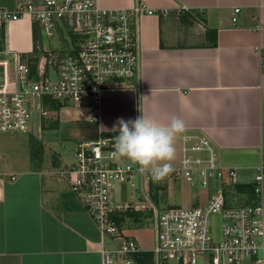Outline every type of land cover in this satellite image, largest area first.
Wrapping results in <instances>:
<instances>
[{
    "label": "crops",
    "instance_id": "crops-1",
    "mask_svg": "<svg viewBox=\"0 0 264 264\" xmlns=\"http://www.w3.org/2000/svg\"><path fill=\"white\" fill-rule=\"evenodd\" d=\"M16 1L0 0V8L11 10ZM137 1L159 14L139 19L136 83L105 90L96 122L87 121L81 109H54L45 99L36 130L29 126L25 134L1 136V156L22 149L16 153L24 157L0 167V264H101V252L111 244L67 181L54 174L71 162L77 143L108 134L132 138L136 153L123 147L126 160L148 171L174 170L187 140L205 137L218 164L235 169L239 187L250 186L264 164V0H97L109 10L130 9ZM233 8H240L234 23ZM0 30V52L19 54L36 70L47 50L39 26L25 17ZM60 36L49 49H59ZM55 132L65 134L64 142L75 139L70 151H61ZM17 135L29 138L20 142ZM163 184L148 186L157 209L168 208L159 201ZM239 193V200L250 203ZM200 197L190 207L204 205L207 191ZM129 213L122 215L124 222ZM132 214L148 224L149 216Z\"/></svg>",
    "mask_w": 264,
    "mask_h": 264
},
{
    "label": "built area",
    "instance_id": "built-area-1",
    "mask_svg": "<svg viewBox=\"0 0 264 264\" xmlns=\"http://www.w3.org/2000/svg\"><path fill=\"white\" fill-rule=\"evenodd\" d=\"M239 12L233 8L232 23ZM157 14L140 1L117 10L101 8L97 0H17L11 10L0 8V29L28 17L49 42L58 40L60 32L70 37L65 49L48 48L33 72L19 54L0 52L6 57L0 61V135L27 133L34 111L44 115L45 99L81 109L87 121L96 122L102 93L139 79L138 22ZM133 141L108 134L77 143L71 162L54 173L67 181L100 236L111 244L102 250L101 264H138L140 249L116 222L126 212L149 216L152 264H264L262 162L250 184L253 203L240 205L236 171L218 164L207 138L187 140L179 168L150 171L125 159L123 147L136 153ZM181 177L207 191L205 204L157 209L145 185L148 189ZM122 188H128V199L119 201L114 195Z\"/></svg>",
    "mask_w": 264,
    "mask_h": 264
},
{
    "label": "rangeland",
    "instance_id": "rangeland-1",
    "mask_svg": "<svg viewBox=\"0 0 264 264\" xmlns=\"http://www.w3.org/2000/svg\"><path fill=\"white\" fill-rule=\"evenodd\" d=\"M40 32V38L42 40L43 46H45L48 49V46H50L51 48H56L58 46L57 39H53L51 40V42H49V39L45 37V35ZM61 36L59 38V49H65L67 47V45L69 44V40L70 37H67L66 34H64V32H60ZM66 37V38H65ZM1 39V38H0ZM23 61V59H21ZM30 66V65H28ZM124 85H127L128 82H123ZM40 122V116L38 117V114H36V110L34 111V115L33 118L30 122V130H32V132L34 130H36L37 125H39ZM82 124V123H80ZM63 132L67 135L71 134L70 130H64ZM65 134H60L58 132H55L53 135V140L60 142L62 145L60 147L61 151L63 150H67L70 151L72 149V147L74 146V142L75 139L71 140V141H63L62 140V135ZM16 135V134H15ZM1 136L4 135H0V148L3 145V140L1 139ZM20 136L21 141L23 140L25 142H27V138H29V135H17ZM36 136V135H35ZM22 137H25L26 139L22 140ZM66 137V136H65ZM10 140H14L15 137L12 135H10V137H8ZM65 139H69L68 137H66ZM24 142V143H25ZM63 142V143H62ZM40 145V142H38ZM4 146V145H3ZM22 147V146H20ZM19 150L22 149H18V150H14V152L12 153V155H7V154H2L3 156L0 155V167L1 168H5V166H7V164H10L11 159L14 160V165L18 164V159H22L24 156L20 155L16 152H21ZM32 153H34L32 151ZM165 184L167 185V192L164 193V186ZM163 187L160 188V190H162L161 192V196H159V201L162 205H165L166 208H189L190 204L193 203L195 200L193 197L198 196V199L201 200L202 198L201 196L204 197V195L206 194V191L204 189H202L198 183L196 182H188L186 180V178L181 177V178H177L175 180H172L170 182H164V184L162 185ZM145 190L150 193V190L147 189V185H145ZM126 190L128 191V188H126ZM126 190H120L117 191L116 193V198L117 200L119 199V201L121 200H125L126 198ZM136 190L137 192H140V188H139V181L136 182ZM158 189H155V191ZM150 201L153 202L152 197L150 198ZM236 203L240 204V205H248L242 202V198L239 200L238 198L236 199ZM128 217H126L125 222L123 223V227L125 230L124 234L126 237L133 239L135 241V243L137 244V246L139 247L140 250L142 251H151V249L153 248L154 245V230L150 227V225H148L146 223V221L143 220V218H141V216L135 217V216H131L132 214L129 213ZM149 224H151V221H149ZM213 227L215 229V235L218 233V228L219 225L217 222H215L213 224ZM129 228V229H127Z\"/></svg>",
    "mask_w": 264,
    "mask_h": 264
},
{
    "label": "trees",
    "instance_id": "trees-1",
    "mask_svg": "<svg viewBox=\"0 0 264 264\" xmlns=\"http://www.w3.org/2000/svg\"><path fill=\"white\" fill-rule=\"evenodd\" d=\"M1 36H2V31L0 30V37ZM31 70H32V72L34 71L33 68ZM51 106L54 109H58V107H60V104L59 103L52 102L51 103ZM237 190H238V192H243V193H246L247 194V197L249 199L248 201H250V203H248V204H251V201L253 202V194H252V188H251V186H242V187L237 186ZM131 216L132 217L133 216L138 217V215H133V214ZM141 218H143V217H141ZM116 222H117V224L119 226H121V224L124 222L123 217L121 216L120 218H117L116 219ZM136 260H137V263L138 264H152V262H151V253L150 252H142V253H139L137 255V257H136Z\"/></svg>",
    "mask_w": 264,
    "mask_h": 264
}]
</instances>
